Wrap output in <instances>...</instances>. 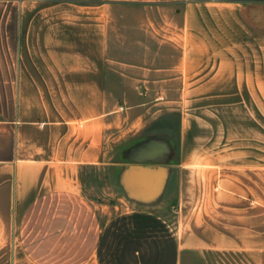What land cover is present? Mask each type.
I'll return each instance as SVG.
<instances>
[{
  "label": "crops",
  "instance_id": "obj_1",
  "mask_svg": "<svg viewBox=\"0 0 264 264\" xmlns=\"http://www.w3.org/2000/svg\"><path fill=\"white\" fill-rule=\"evenodd\" d=\"M220 253L264 264V0H0V264Z\"/></svg>",
  "mask_w": 264,
  "mask_h": 264
},
{
  "label": "rangeland",
  "instance_id": "obj_2",
  "mask_svg": "<svg viewBox=\"0 0 264 264\" xmlns=\"http://www.w3.org/2000/svg\"><path fill=\"white\" fill-rule=\"evenodd\" d=\"M191 100V103L186 104V110L190 109V114L192 116L199 117L200 115L205 116V113H199V105L204 104V103H210V104H218L221 107L220 110L222 112L216 113L213 109L211 111L212 113H206L207 116H221L223 117L224 121L227 120L230 121V109H226L224 106L227 103L231 102V98H188ZM236 99V98H233ZM239 99V103L241 104H246L247 98H237ZM234 101V100H233ZM244 115L245 117V112L240 113ZM208 117V118H209ZM172 121L174 124H176L177 118L171 117L169 119ZM226 124H230L229 122ZM224 123V127L226 125ZM221 131V130H220ZM243 132V131H242ZM153 133V130H148L145 134L151 135ZM241 133V130H240ZM220 135L223 136V142L229 143V139L231 136V130L230 126L228 128H223V132H220ZM224 148H229V144L224 145ZM114 171L113 170H104L103 168H96L93 170L91 173V176L88 177L87 180L84 182V188L86 190V193L89 194V197H92L96 203H102V204H107L109 207L113 208L112 212H117L122 210L126 206H130L134 204L131 200H129L124 193L119 189L118 185L115 183V178H114ZM108 217V215L104 216L103 219ZM168 220L172 226L176 225V219H175V214H168ZM211 261L213 264H247V258L245 255L241 254H213L211 256Z\"/></svg>",
  "mask_w": 264,
  "mask_h": 264
}]
</instances>
